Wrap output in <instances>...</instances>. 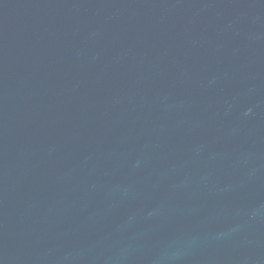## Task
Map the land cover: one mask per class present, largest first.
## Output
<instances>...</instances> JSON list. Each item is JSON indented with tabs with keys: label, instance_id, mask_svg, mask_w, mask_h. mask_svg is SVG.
Instances as JSON below:
<instances>
[{
	"label": "water",
	"instance_id": "obj_1",
	"mask_svg": "<svg viewBox=\"0 0 264 264\" xmlns=\"http://www.w3.org/2000/svg\"><path fill=\"white\" fill-rule=\"evenodd\" d=\"M0 264H264V0H0Z\"/></svg>",
	"mask_w": 264,
	"mask_h": 264
}]
</instances>
